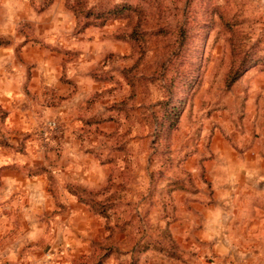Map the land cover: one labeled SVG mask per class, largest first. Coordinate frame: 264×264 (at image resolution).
<instances>
[{
    "label": "rangeland",
    "instance_id": "374dc122",
    "mask_svg": "<svg viewBox=\"0 0 264 264\" xmlns=\"http://www.w3.org/2000/svg\"><path fill=\"white\" fill-rule=\"evenodd\" d=\"M246 152L264 0H0V264H209L183 225Z\"/></svg>",
    "mask_w": 264,
    "mask_h": 264
},
{
    "label": "crops",
    "instance_id": "0c3cea01",
    "mask_svg": "<svg viewBox=\"0 0 264 264\" xmlns=\"http://www.w3.org/2000/svg\"><path fill=\"white\" fill-rule=\"evenodd\" d=\"M13 120L10 115L7 128L26 126L22 113ZM11 154L2 148V167H19L16 154ZM246 155L223 162V174L212 176L213 204L201 210L203 217L194 219L192 214V221L183 225V235L191 233L194 247L203 249L201 243L206 244L209 264H264V158Z\"/></svg>",
    "mask_w": 264,
    "mask_h": 264
},
{
    "label": "built area",
    "instance_id": "2783aa9c",
    "mask_svg": "<svg viewBox=\"0 0 264 264\" xmlns=\"http://www.w3.org/2000/svg\"><path fill=\"white\" fill-rule=\"evenodd\" d=\"M47 128L49 129V130H53V129H55L56 128V123L55 122H48V124H47ZM44 137H45V139H47V137H48V132H44Z\"/></svg>",
    "mask_w": 264,
    "mask_h": 264
},
{
    "label": "trees",
    "instance_id": "16d2710c",
    "mask_svg": "<svg viewBox=\"0 0 264 264\" xmlns=\"http://www.w3.org/2000/svg\"><path fill=\"white\" fill-rule=\"evenodd\" d=\"M2 146H7V144L5 143V144H3Z\"/></svg>",
    "mask_w": 264,
    "mask_h": 264
}]
</instances>
